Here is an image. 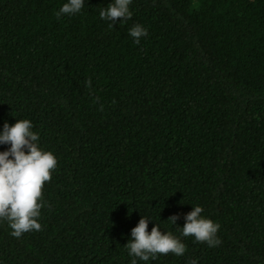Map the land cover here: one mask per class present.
<instances>
[{
	"label": "trees",
	"instance_id": "1",
	"mask_svg": "<svg viewBox=\"0 0 264 264\" xmlns=\"http://www.w3.org/2000/svg\"><path fill=\"white\" fill-rule=\"evenodd\" d=\"M64 2L0 0V127L29 119L57 159L41 229L0 222V264H130L140 215L179 236L193 205L220 245L137 264H264V0H132L113 29L110 0Z\"/></svg>",
	"mask_w": 264,
	"mask_h": 264
},
{
	"label": "clouds",
	"instance_id": "2",
	"mask_svg": "<svg viewBox=\"0 0 264 264\" xmlns=\"http://www.w3.org/2000/svg\"><path fill=\"white\" fill-rule=\"evenodd\" d=\"M86 0H66L55 12L59 19L62 15L80 13ZM132 0H110L106 7H101L99 17L113 29L116 18L120 24L129 20L133 13L129 6ZM147 28L140 24H133L128 35L133 43L139 44L141 37H146ZM90 82H86V85ZM0 145L7 146L0 151V222H6L10 235L19 238L23 233L41 229L38 222L40 209L43 206L41 189L44 182L50 180L51 171L55 169L57 159L51 151L40 147L39 133L33 131V124L29 119H16L9 125L5 121L0 127ZM203 208L199 205L191 206V210L183 216V226L179 229V236L170 231H161L153 223L148 231L149 217L141 216L137 224L130 229V238L123 246L131 257L130 264H137V260L148 262L156 260L159 255L168 253L183 256L187 250L180 237H193L195 242H203L209 248L220 245L217 236L219 223L201 215ZM177 215L168 218L175 225ZM188 264H198L197 259H190Z\"/></svg>",
	"mask_w": 264,
	"mask_h": 264
}]
</instances>
